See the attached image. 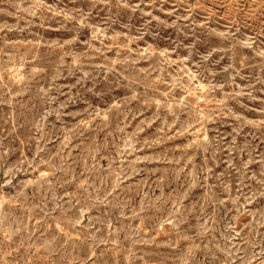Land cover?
Listing matches in <instances>:
<instances>
[{"label":"rangeland","instance_id":"374dc122","mask_svg":"<svg viewBox=\"0 0 264 264\" xmlns=\"http://www.w3.org/2000/svg\"><path fill=\"white\" fill-rule=\"evenodd\" d=\"M0 264H264V0H0Z\"/></svg>","mask_w":264,"mask_h":264}]
</instances>
